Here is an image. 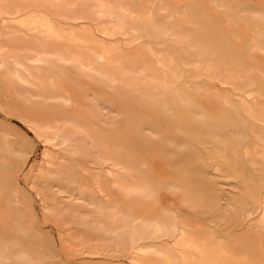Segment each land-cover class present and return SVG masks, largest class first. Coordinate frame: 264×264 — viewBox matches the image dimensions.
Wrapping results in <instances>:
<instances>
[{"label": "rangeland", "instance_id": "rangeland-1", "mask_svg": "<svg viewBox=\"0 0 264 264\" xmlns=\"http://www.w3.org/2000/svg\"><path fill=\"white\" fill-rule=\"evenodd\" d=\"M262 219L264 0H0V264H264Z\"/></svg>", "mask_w": 264, "mask_h": 264}, {"label": "bare ground", "instance_id": "bare-ground-1", "mask_svg": "<svg viewBox=\"0 0 264 264\" xmlns=\"http://www.w3.org/2000/svg\"><path fill=\"white\" fill-rule=\"evenodd\" d=\"M212 3H215V4H217V5H219V0H212ZM220 8H222L221 6H219ZM122 19V18H121ZM156 24V23H155ZM157 25V24H156ZM83 42V41H82ZM95 54V53H94ZM75 55V54H74ZM99 58H101V57H99ZM102 59V58H101ZM78 62V61H77ZM78 65V64H77ZM82 65V64H81ZM92 70V69H91ZM144 79H145V77H144ZM159 88V87H158ZM243 109V108H242ZM34 127V126H33ZM13 150V149H12ZM12 150H11V152H12ZM196 151V150H195ZM14 153H15V155H16V157H17V159H21V155H20V153L19 152H17V151H14ZM16 160V159H15ZM155 165V164H154ZM72 193V192H71ZM15 195H13V197H14ZM17 198V197H16ZM263 221H264V219H262ZM130 224V223H129ZM257 224H259V223H257ZM134 226V225H133ZM146 250V249H145Z\"/></svg>", "mask_w": 264, "mask_h": 264}]
</instances>
